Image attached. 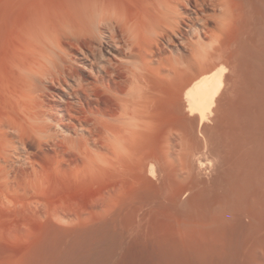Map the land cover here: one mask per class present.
<instances>
[{"label": "rangeland", "instance_id": "374dc122", "mask_svg": "<svg viewBox=\"0 0 264 264\" xmlns=\"http://www.w3.org/2000/svg\"><path fill=\"white\" fill-rule=\"evenodd\" d=\"M91 1L0 0V264H264V0L184 2L145 69ZM219 67L201 120L184 92Z\"/></svg>", "mask_w": 264, "mask_h": 264}, {"label": "bare ground", "instance_id": "6f19581e", "mask_svg": "<svg viewBox=\"0 0 264 264\" xmlns=\"http://www.w3.org/2000/svg\"><path fill=\"white\" fill-rule=\"evenodd\" d=\"M93 1H95V2H93ZM198 1L203 5H208V2L213 1L217 4V6H220L222 8H227L228 6L231 8V6H232V5L230 6L231 0H131L129 3L132 6L133 10L131 12H128L127 7H126L127 4L126 3L124 4L122 1L92 0L91 4L94 3V5H96L98 8H100V10L102 11L101 15L103 13H105L104 16L106 18H104V19L109 20L110 23L112 22V24H114V28L117 32L123 33V36L127 32L133 34L132 38L129 39V37H128L127 40L125 39L126 43H124V44L130 45L131 49H129L130 50L129 52H131V54L133 53V55H132L133 57L132 56H130V57H132V58L135 57L136 59L139 58L138 60L141 61V65H142L143 69H145V67L147 65L145 63L146 60H144V59H146V57H145V54H143V50L147 48V45L148 46L150 45L149 43H150V36H152L151 34L156 36V39L157 38L161 39V37H165V36H176L177 34H179L181 37H184V35H185L184 31H182V29L179 28V22L180 21L179 20L177 21V19H178L177 15L179 13L177 11L178 10L177 7L179 8V6H181L185 2L194 10L197 8V2ZM86 7H87V5H86ZM89 8H90V6H89ZM100 19L102 21V18H100ZM224 25L225 26L218 28V33L220 34V36L224 35V32L227 29L228 25H226V23ZM62 29H64V27ZM62 29H60V30H62ZM64 31H66V30H63V32ZM66 36H67V34H66ZM171 67H173V66H171ZM143 69H141V73H142ZM139 70H140V67H139ZM178 71H179L178 69L173 68V70L171 72L174 73L175 76H177L176 74L178 73ZM156 72H157L156 73L157 76H156V79H154V80H155L156 84H158L159 82L156 80H159L161 78H165L164 77L165 74L163 72H161V70L160 71L156 70ZM145 73L144 74L142 73V75L141 74L139 75L141 80L139 78L138 79L140 80V82H142V84L144 86V88H143L144 90H143L142 95H141L142 96L141 100H143L141 102L143 103L142 104L143 105L142 114H143L144 120H142L143 126H141V127H143L144 132H146V131L148 132L150 130V122L148 120L149 118L147 119V117L149 116V110L152 106H154L158 103V98L160 97V94H159L158 90H156L157 92H155V91L153 92V90H152L153 77L151 75H147L148 73L147 74H145ZM222 73H223V67L222 68L219 67V69L217 68L215 70L211 69L210 71H208V70L201 71V72L195 74L193 76V78H191V84L187 88V90L184 92V98H185L188 110L191 112V114L197 113L200 116L201 120L204 119L205 114L210 111V108H211V106L215 100L214 98L216 97V95H218V93L221 90ZM154 77H155V75H154ZM165 80L166 79H164V81ZM160 82H161V80H160ZM161 83H163V81ZM223 132L225 134H229L232 132V129L230 127H225V128H223ZM178 133H179V131H178ZM223 142H224L222 144V149H224L223 153H225V154L227 153L229 155L228 158H231L232 155L235 156L237 154L238 148L234 149L235 147L226 144L225 139H223ZM184 149H183V151H185ZM188 150H189V148H188ZM193 152H194V150H193ZM193 152H190V154ZM185 153L186 152H183V156L185 155ZM188 153H189V151H188ZM189 156H191V155L187 154V157H189ZM182 158L184 159V157H182ZM182 158L180 160H182ZM233 158L234 157H232V160H229V161H233ZM226 161H228V160H226ZM226 161H225V163H226ZM180 163H183V164H181V165L179 164L180 168L177 169V170H179L177 175H178V179L180 178L179 181H181V184L184 186L183 188L186 191L194 190L195 188L198 189L197 186H198L199 181L197 183L196 182L197 180L196 181L193 180V178H196V176L192 177V172H193V171H191L192 167L190 166L191 168H189L188 167L189 165L187 166L188 162H180ZM198 166H199V169H202L206 165L203 164V162L198 161ZM151 171H153V170H151ZM197 174L199 175V173H197ZM177 175L175 177H177ZM202 189H204V188H202ZM251 229H252V227H251ZM263 230H264V226H261L254 231V233H253L254 235L250 234L249 238L247 237L249 239V243L252 245H256L258 243L260 244L261 241L264 240V231ZM261 236H263L262 240L260 238Z\"/></svg>", "mask_w": 264, "mask_h": 264}]
</instances>
